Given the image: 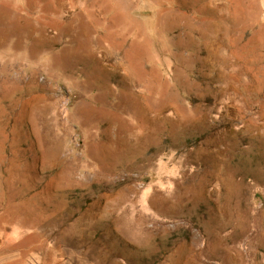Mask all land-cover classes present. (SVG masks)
<instances>
[{"label":"rangeland","instance_id":"obj_1","mask_svg":"<svg viewBox=\"0 0 264 264\" xmlns=\"http://www.w3.org/2000/svg\"><path fill=\"white\" fill-rule=\"evenodd\" d=\"M80 264H264V0H0V233Z\"/></svg>","mask_w":264,"mask_h":264},{"label":"crops","instance_id":"obj_2","mask_svg":"<svg viewBox=\"0 0 264 264\" xmlns=\"http://www.w3.org/2000/svg\"><path fill=\"white\" fill-rule=\"evenodd\" d=\"M0 233V264H80L78 256L66 253L56 255L52 260L44 250H31L25 241V235L11 229Z\"/></svg>","mask_w":264,"mask_h":264}]
</instances>
